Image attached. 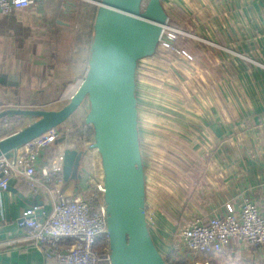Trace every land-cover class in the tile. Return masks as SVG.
I'll use <instances>...</instances> for the list:
<instances>
[{"label":"crops","instance_id":"0c3cea01","mask_svg":"<svg viewBox=\"0 0 264 264\" xmlns=\"http://www.w3.org/2000/svg\"><path fill=\"white\" fill-rule=\"evenodd\" d=\"M161 4L170 25L188 31L186 45L193 59L187 61L158 48L138 61L137 119L145 124L147 141L156 147L164 139L178 143L187 156L199 154L198 158L185 157L192 164L202 161L205 178L194 192V202L178 206L173 220L164 215L163 210L169 208H148L150 234L165 257L171 253L169 230L183 222L182 217L189 221L220 213L225 202L238 206L245 194L255 201L264 198V0H161ZM62 6L59 1L53 7L57 12H46L44 0L0 14V112L58 109L65 103L60 95L68 96L84 77L91 32L84 31L77 12ZM141 114L145 119H140ZM3 117L10 123L6 135L34 120L21 115ZM82 123L72 114L55 127L59 136L40 150L37 171L58 160V150L70 145L66 141L75 140L72 130ZM141 153L148 207L146 166L152 162ZM86 183L82 174L80 180L65 185L77 193ZM41 203L46 211L50 209L41 189L34 193L16 179L0 189V264H44L41 248L27 240L18 224L25 208ZM227 253H238L239 264L264 260V246L244 243L216 254H197L196 259L212 264V257Z\"/></svg>","mask_w":264,"mask_h":264},{"label":"water","instance_id":"95a60500","mask_svg":"<svg viewBox=\"0 0 264 264\" xmlns=\"http://www.w3.org/2000/svg\"><path fill=\"white\" fill-rule=\"evenodd\" d=\"M96 6L84 77L58 109L8 108L6 115L33 117L21 129L0 138V155L14 151L65 122L85 102L83 122L103 176L110 264H169L158 250L146 218L145 174L139 143L135 74L138 61L153 55L169 25L161 0H84ZM75 0H63L75 11ZM85 151L65 147L66 182L81 179Z\"/></svg>","mask_w":264,"mask_h":264},{"label":"built area","instance_id":"2783aa9c","mask_svg":"<svg viewBox=\"0 0 264 264\" xmlns=\"http://www.w3.org/2000/svg\"><path fill=\"white\" fill-rule=\"evenodd\" d=\"M39 1L0 0V14L25 9ZM183 35L182 30L168 25L162 32L158 47L192 61L193 57L186 50L176 46L177 39ZM81 80L76 82L73 92ZM72 93L62 97L64 102L68 101ZM9 124L7 118L0 119V138L6 136L5 130ZM85 128L87 125L83 122ZM58 136L56 128H52L11 151V154L0 155V189H6L10 180L16 179L34 193L41 189L48 197V211L42 203L35 204L25 208L18 220L27 240L41 248L44 264H100L104 261L108 264L103 176L101 169L100 174L91 170L95 160L93 153H97L94 148H90L92 136L88 140L80 138L78 143L65 146L85 151L83 173L86 174L87 183L79 192L66 189L62 174V152L65 147L58 150V160L45 164L40 171L36 170V157L40 150ZM172 237L169 242L171 253L165 256L168 263L208 264L206 260H197V254H216L229 248H238L239 243L264 246V198L255 201L245 194L238 206L230 201L225 202L222 212L206 218L195 216ZM99 239L104 241L106 247V257L103 259L102 252L96 248ZM180 246L186 254L182 255Z\"/></svg>","mask_w":264,"mask_h":264},{"label":"rangeland","instance_id":"374dc122","mask_svg":"<svg viewBox=\"0 0 264 264\" xmlns=\"http://www.w3.org/2000/svg\"><path fill=\"white\" fill-rule=\"evenodd\" d=\"M40 1L43 2L44 0H40ZM59 1L63 2V0H45V6L47 8L46 12H53V13L57 12L56 9L53 7L59 4ZM146 1L147 0H144L143 3L145 4ZM75 3H76V6H75L76 8L74 12H77L79 14L80 21H81V24L83 25L84 31L90 30L91 32L93 17L96 11V6L90 1H84V0H75ZM168 24L169 26H171L170 24L173 25V23L170 20L168 21ZM181 26H184V28H186L184 24ZM180 30H182L184 35H183V38L181 37L179 38L180 41L178 39V41L176 42V46L188 52L189 50L186 45V44H189V37L186 35L188 31L185 29H181V28ZM166 53H169V52H166ZM62 95L63 94L60 95L61 98L63 97ZM87 111H88V102L85 101L74 112L73 119L75 121H80L81 119H83ZM140 119L142 120L145 119V115L141 114ZM90 127H91L90 125H87V129L86 128L83 129V125L80 126L77 124L75 128H73L72 130L73 133L71 134V136L76 137L75 140H71L70 142L66 141V142L76 144L78 143L79 141L78 139L80 138L81 139L84 138L88 140L89 139L88 137L91 135ZM144 129H145V124L143 122H140V123L138 122L139 142L141 145L140 148L146 153L145 157L147 158V160L150 159L151 160L150 162H152L151 166L148 164L146 166L147 174L149 176V179H148L149 203L151 204L147 207V210L148 208H149V211L150 209L152 210L154 206L156 207L159 206L160 208L159 210L169 208V210L167 211L163 210V212H164V215L165 214L168 215L169 219L173 220L174 218L172 217V215L173 216L175 215V211L178 206H183L185 205V203L194 202V198H195L194 192L197 190L198 187H200L204 183V180H205L204 165L202 164V161H199L198 159H195V160H198L199 162L198 164L189 163V160H187L186 157L190 159L194 157L198 158L199 154L193 153V155L187 156L185 154V151L183 152V150H181L180 148L178 149L179 144L176 142L171 144V142L163 141L164 139H162L161 141L162 143H160L161 144L160 146H157L158 147L157 149L155 144L153 145L152 143L147 141V137L144 132ZM162 144H164L166 147H164V145ZM201 152L202 154H204L203 149H201ZM93 155L95 156V160L94 162L91 160V162H93V166L91 170H94L97 172V174H100L101 166L99 163L98 153H93ZM93 155H92V158H93ZM149 218L152 219V211L149 212ZM171 220H169V222ZM182 221L183 222L180 223L181 225L187 223V219L185 220L183 217H182ZM180 224L174 230H169L171 231L169 242H170V239L173 238L172 237L173 234L180 227ZM165 225L167 226V228H171L172 226L171 223H167V222ZM169 242H168V245L170 247ZM104 249H106L105 244L102 245V247H100L99 249V251L102 252V259L106 257L104 256L106 255L104 253L105 251ZM179 250L182 252L183 247L180 246ZM231 256L229 253L221 255V256L218 255L217 257H212L211 262L212 264H239L238 253L237 255L234 253V256L232 257ZM179 263L180 262L178 261H174L172 264H179ZM100 264H106V263L104 261ZM258 264H264V260L259 261Z\"/></svg>","mask_w":264,"mask_h":264},{"label":"trees","instance_id":"16d2710c","mask_svg":"<svg viewBox=\"0 0 264 264\" xmlns=\"http://www.w3.org/2000/svg\"><path fill=\"white\" fill-rule=\"evenodd\" d=\"M102 245H104V241H102L101 239L98 240L97 244H96V248L100 249V247H102ZM174 261L170 262L169 264H172ZM180 262V261H178ZM179 264H183L182 262H180Z\"/></svg>","mask_w":264,"mask_h":264},{"label":"bare ground","instance_id":"6f19581e","mask_svg":"<svg viewBox=\"0 0 264 264\" xmlns=\"http://www.w3.org/2000/svg\"><path fill=\"white\" fill-rule=\"evenodd\" d=\"M76 86V85H75ZM107 263L110 264V259L107 260Z\"/></svg>","mask_w":264,"mask_h":264}]
</instances>
